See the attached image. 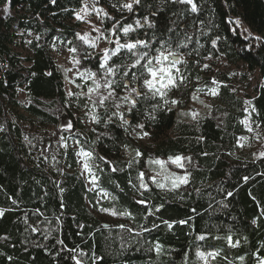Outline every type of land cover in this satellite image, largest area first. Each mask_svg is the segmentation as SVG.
Instances as JSON below:
<instances>
[{"label":"trees","instance_id":"16d2710c","mask_svg":"<svg viewBox=\"0 0 264 264\" xmlns=\"http://www.w3.org/2000/svg\"><path fill=\"white\" fill-rule=\"evenodd\" d=\"M84 3L0 0V7L15 12L0 18V264H201L198 251L215 253L212 264H262L264 157L238 154L239 140L249 135L246 99L225 79L199 116L191 117L193 110L161 112L142 96L125 113L126 123L115 115L88 129L78 117L86 98L74 108L66 73L51 47L79 45L75 20ZM193 3L196 11L181 1L139 0L127 24L145 19L148 24L132 31L129 41L148 42L138 51L150 57L163 45L200 60L223 55L231 65L241 64L246 77L258 73L263 84L252 100V121L264 132V0ZM22 35L33 36L27 56L17 49ZM123 55L115 58L117 65ZM85 62L95 70L100 66L99 59ZM189 67L194 77L186 95L201 76L194 62ZM126 70L118 77L123 90L125 83H133L132 72L140 71L137 67L124 76ZM21 89L28 105L18 98ZM149 108H155L150 124L155 141L145 147L127 130L141 124ZM72 140L97 164L95 191L78 170ZM177 156L184 158L183 167L170 164ZM155 160L172 174L187 176V182L161 189L150 180ZM140 173L147 190L140 186ZM104 209L122 220L105 221L98 214ZM229 237L238 245L230 246Z\"/></svg>","mask_w":264,"mask_h":264},{"label":"rangeland","instance_id":"374dc122","mask_svg":"<svg viewBox=\"0 0 264 264\" xmlns=\"http://www.w3.org/2000/svg\"><path fill=\"white\" fill-rule=\"evenodd\" d=\"M107 5H103L101 0H85L84 7L76 14V22L80 23V32L78 33V42L79 45L75 48L77 51L75 53L69 52L68 46H59L58 44H54L52 47V51L54 53L55 60L57 64L62 67L64 72L66 73V92L67 96L72 100V103L75 107L80 106V101L86 98L85 105H81L78 108V117L82 116L84 119L85 126L94 130L100 125L101 121H104V118L111 119L114 118V113H122L123 116L125 113H129L134 108H131V105L124 101H118L121 104V107L117 109L113 104V98H109V100L105 101L104 105L101 106L99 104V99L101 96H106L108 91L114 90L115 93L123 97L128 94L131 88H136L141 95L137 97L139 99L142 96L147 97L150 101H153L154 105H157V108L162 111H174L177 114H185L188 111H192L191 117H195V115H200L205 113L209 106L212 105V102L215 101L216 97L219 93V88L223 85V81L228 79L231 81V86L233 91L236 92L239 96H242L246 99L247 102V118L244 121V126L246 127L249 135L247 137L241 138L239 140V153H244V156H248V154H252V156L256 159L263 158L262 153H264V132L261 130L259 126H257L252 121V116L254 112V108L252 106V100L256 98L258 95L257 89L260 88L263 84V79L259 76L258 73H253L245 76V68L238 63L231 65L229 61H227L223 55L219 57H207L200 60V58H196L194 56H188L187 54H178L179 59L182 61L180 64L176 65L175 68L172 69V75L175 78L176 86H169L167 88L161 89V91L165 92V96L163 98L160 97L159 94L153 96L151 92L143 86V79L141 77L137 81H133L130 83V87L128 89L123 90L122 86L119 85L120 82L118 77L121 75L120 71L126 66H129L132 60L135 57L131 56L126 50H121L116 56H112L108 61V66L116 68V74L106 76L105 70L98 68L95 70L92 67L91 63L85 62L94 61L99 59L101 63V58L104 55V49H113L116 47V40H119L121 44L128 43L129 36L139 28H143L148 24V21L145 22L139 20L142 26H137L136 21L132 22V24L128 25L127 21H131V17L134 12V0H106ZM160 5L166 3L167 0H157ZM172 1H181V0H172ZM132 4V10L129 11L124 7L126 4ZM193 3V0H192ZM105 13L107 15H105ZM15 12L11 11V8L7 5L4 7H0V18H10L14 17ZM77 16L81 17V19H77ZM116 25L115 35H113V25ZM125 26H131V30L127 35H124L122 32V28ZM238 27V28H237ZM237 31L243 35L244 37H250V33L244 27L237 26ZM95 29H99V31H95ZM22 34V33H20ZM87 34L89 37V43H94V47H89V44H86L84 41L79 39V36ZM24 37L23 45L20 48H17L18 51L23 54V56H27L28 46L31 42L33 36L32 35H22ZM73 48V47H72ZM121 54L123 55V63L122 65H117V62H114L115 58ZM157 55V54H156ZM155 56V55H154ZM79 60V64H76L75 61ZM145 61H141L143 64ZM194 62L195 70L201 74L200 77H195L196 86L194 87L193 92H190L189 95H186V90H190L191 81L190 77L192 76L189 73L191 63ZM207 65V67H205ZM153 66L159 68L160 65L153 61ZM139 68V67H138ZM136 72L137 75L142 71ZM91 72L95 73V76L89 78L86 76V73ZM85 74V75H82ZM146 75V73H145ZM150 78V77H148ZM93 79H95L100 84V88L96 90V85L93 83ZM106 80L113 81V88L106 89L104 84ZM182 80V82H181ZM126 81V80H125ZM208 81L211 82L212 86H209ZM215 81L216 83H213ZM159 87V84H157ZM92 88L94 91L89 93L88 89ZM215 90V94H213L212 90ZM19 99L25 105H28L27 93L24 89H21L19 92ZM146 94V95H145ZM135 96V93H133ZM195 98V99H194ZM176 100L178 103L173 104L171 101ZM96 102L95 105L93 102ZM168 101V103H165ZM137 105V103H136ZM131 110L129 111V109ZM155 108H149L145 111V120L138 125H131L127 130L129 137H131L136 143H140L145 147H151L155 141L154 130L150 126L151 122L155 119L153 111ZM95 117V121L93 120ZM142 125L143 127H139ZM251 129V131H249ZM146 133V135H145ZM242 145V146H240ZM73 149L78 151L77 158L80 162V168L78 169L81 173L85 182H87L90 190L95 191V183L97 181L96 178V169L97 164L94 162V158L92 155L90 157H84L79 154L83 150L78 145V142L72 140ZM85 152V151H84ZM87 162L88 170L85 169L84 165ZM170 164L173 166H177L175 163L170 161ZM153 169L151 171V178H155L156 185L162 183L165 186L161 189L172 190L178 187H181L185 183L179 184L177 187L173 188L172 179L174 174H172L165 167H161L160 165L153 164ZM178 167V166H177ZM178 176V175H177ZM152 181V179H150ZM94 181V182H93ZM102 197V194H99V198ZM113 211H100L98 214L105 221L112 223L122 220V218L116 213L115 215L111 214ZM216 255L214 257H207V264H212L215 260ZM264 262V261H262ZM201 264H206L205 260H202Z\"/></svg>","mask_w":264,"mask_h":264},{"label":"snow or ice","instance_id":"6c2138e0","mask_svg":"<svg viewBox=\"0 0 264 264\" xmlns=\"http://www.w3.org/2000/svg\"><path fill=\"white\" fill-rule=\"evenodd\" d=\"M181 2L183 3H190L192 4V11H196V6L194 3H192V0H181ZM134 3H139V0H134ZM125 8H127L129 11L132 10V4H126L124 5ZM105 15H107L105 13ZM77 19H81V17L77 16ZM145 22H147V20H145ZM136 25L142 26L141 22L139 20L136 21ZM115 28L116 25H113V35H115ZM95 31H99V29H95ZM131 30V26H125L122 28V32L124 35H127L129 33V31ZM79 39L84 41L86 44H89V47H94V43H89V37L87 34L79 36ZM113 43H115L116 47L113 49H104V55L101 58V63H100V68L105 70V75L109 76V75H115L116 74V68L114 67H110L108 66V61L111 59L112 56H116L121 50H126L128 53L131 54V56L135 57L134 60H132L131 64L129 66H126L128 70L123 72L124 76H128L129 75V71L131 69H135L137 67L141 68L142 71L140 72L139 75H137L136 72H132V77L131 80L132 81H137L139 80L141 77H144L143 79V86L148 90V92H151L153 96L159 94L161 98H163L165 96V92L161 91V89L167 88L169 86L175 87L176 86V81L174 76L172 75V69L176 67V65L180 64L182 61L179 59L178 53L171 51L170 49L168 50H164L163 49V45H161L160 48L156 49L157 55L155 56H149V53L147 51L141 52L138 51V49L140 48H144L147 49L149 47L148 42L146 41H140L137 40L135 42H128V43H124L121 44L119 42V40L114 41ZM214 46H215V42H213ZM77 51V49L75 47L73 48H69V52L71 53H75ZM141 61H145L143 64L141 63ZM153 61H156L157 64L160 65L159 68H156L153 66ZM79 60H76L75 63L79 64ZM205 67H207V65H205ZM146 73V75H145ZM85 75V74H82ZM86 76L89 78H92L95 76V73H91L88 72L86 73ZM150 77V78H148ZM182 82V80H181ZM93 83L96 85V90H98L100 88V84L99 82H97L95 79H93ZM130 82H127L124 84V88L128 89L130 87ZM213 83H216L215 81H213ZM157 84H159V87H157ZM104 87L106 89H112L113 88V81L111 80H106ZM89 93H91L92 91H94V89L89 88L88 89ZM213 94H215V90H212ZM133 93H135V96H133ZM141 95V93L136 89V88H131V90L128 92L127 95L120 97L118 96L114 90L108 91L106 96H101L99 99V104L101 106L104 105L105 101L109 100V98H113V104L114 106L119 109L121 107V104L118 101H124L127 102L128 104L131 105V108H135L136 103H137V97H139ZM146 95V94H145ZM195 99V98H194ZM95 101L93 102V104L95 105ZM165 103H168V101H165ZM171 103L176 104L178 103V101L173 100L171 101ZM131 108L129 109V111L131 110ZM113 115H118L119 118L124 121L125 123L127 122L124 119V116L122 113H114ZM95 117H93V120L95 121ZM69 128H71V125H68ZM139 127H143L142 125H140ZM249 131H251V129H249ZM146 135V133H145ZM242 146V145H240ZM81 155H83L84 157H90V153L88 152H84L82 151L81 153H79ZM137 156H140L141 153L139 151H137L136 153ZM262 157H264V153L261 154ZM183 157H175V158H170V160H172L173 163H175L178 167H183L181 161L183 160ZM152 163H155L157 165H160L161 167L164 166V162L161 160H155L152 161ZM85 169L88 170V164L87 162L84 165ZM115 170V169H113ZM143 178H144V173H140V179H141V187L145 188L147 190V185L143 183ZM153 183H157L155 178H151ZM247 179V178H246ZM187 181V176H174L172 179V186L173 188L177 187L179 184L181 183H185ZM94 182V181H93ZM159 187L163 188L165 185L160 183L158 184ZM138 203H145V201H137ZM104 211H109L108 209H104ZM156 211H159V208H156ZM111 214L115 215L116 213L113 211L111 212ZM151 214V213H150ZM130 215V214H129ZM171 228V224L168 225ZM205 237L201 236L200 239L203 240ZM230 246H237L238 245V241L236 242V244H233L231 242V237L228 238ZM216 254L212 253V252H208L207 254H205L204 252H197V256L202 259L205 260L206 264H207V257H214ZM76 264H80V261L77 260ZM262 264H264V262H262Z\"/></svg>","mask_w":264,"mask_h":264}]
</instances>
